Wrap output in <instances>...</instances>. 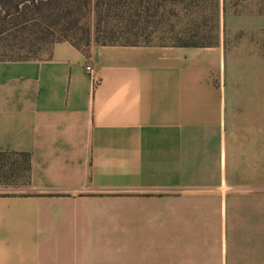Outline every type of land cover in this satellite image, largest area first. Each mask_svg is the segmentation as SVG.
<instances>
[{
	"label": "crops",
	"instance_id": "crops-1",
	"mask_svg": "<svg viewBox=\"0 0 264 264\" xmlns=\"http://www.w3.org/2000/svg\"><path fill=\"white\" fill-rule=\"evenodd\" d=\"M232 27L0 60V150L29 155L0 264H264V27Z\"/></svg>",
	"mask_w": 264,
	"mask_h": 264
},
{
	"label": "trees",
	"instance_id": "trees-1",
	"mask_svg": "<svg viewBox=\"0 0 264 264\" xmlns=\"http://www.w3.org/2000/svg\"><path fill=\"white\" fill-rule=\"evenodd\" d=\"M182 2L183 0H0V50L17 54L16 59L9 60H28L34 59L32 56L37 49L28 51L24 44L26 40H30L29 44L36 40L51 46L57 41L67 40L79 48L87 49L73 41L69 32L75 30L79 22L88 16L92 17L93 26L85 28L87 38H95L98 41L96 44H150L149 29H156L158 26L151 18L161 15L159 11L164 13L182 5ZM13 30L18 32L17 41L9 40V33ZM173 30L175 29L172 32ZM175 34L180 36L177 37V45H212L211 42L193 39L184 30ZM9 155L23 156L28 180L29 155L0 150V160H5ZM6 164L7 162L0 163V180L8 179L15 173L16 167H9L6 172Z\"/></svg>",
	"mask_w": 264,
	"mask_h": 264
},
{
	"label": "rangeland",
	"instance_id": "rangeland-1",
	"mask_svg": "<svg viewBox=\"0 0 264 264\" xmlns=\"http://www.w3.org/2000/svg\"><path fill=\"white\" fill-rule=\"evenodd\" d=\"M159 14L161 15L151 18L158 23L156 29H149L151 44H177L179 42L177 37L180 36H176L175 33L182 30L192 35L193 39L217 44L221 38L229 35L228 31L233 32V25L264 27V0H183L182 5L164 13L159 11ZM90 26H93L92 17L83 18L75 30L69 32L70 37L84 48L96 44L98 41L95 38H87L85 28ZM172 29H175L174 32ZM17 33L16 30L11 31L9 40L17 41ZM29 42L30 40H26L24 43L28 51L37 49L32 58H40L48 54L51 46L48 43L42 44L36 40L32 44ZM15 56L17 54L0 50V59H16ZM2 162H7L4 167L6 172L9 171V167H16V170L13 176L0 180V194L25 192L28 180L23 156L9 155L5 160H0V163Z\"/></svg>",
	"mask_w": 264,
	"mask_h": 264
},
{
	"label": "built area",
	"instance_id": "built-area-1",
	"mask_svg": "<svg viewBox=\"0 0 264 264\" xmlns=\"http://www.w3.org/2000/svg\"><path fill=\"white\" fill-rule=\"evenodd\" d=\"M85 69H86V71L89 72L90 74L93 73V69H92V67H91L90 64L86 65Z\"/></svg>",
	"mask_w": 264,
	"mask_h": 264
}]
</instances>
